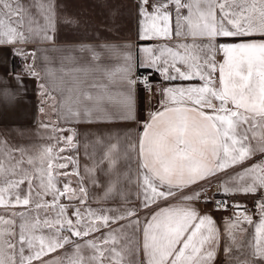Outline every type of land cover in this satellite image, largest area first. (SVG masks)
Returning <instances> with one entry per match:
<instances>
[{"label": "snow or ice", "instance_id": "obj_1", "mask_svg": "<svg viewBox=\"0 0 264 264\" xmlns=\"http://www.w3.org/2000/svg\"><path fill=\"white\" fill-rule=\"evenodd\" d=\"M130 4L0 0V264H264V0Z\"/></svg>", "mask_w": 264, "mask_h": 264}, {"label": "crops", "instance_id": "obj_2", "mask_svg": "<svg viewBox=\"0 0 264 264\" xmlns=\"http://www.w3.org/2000/svg\"><path fill=\"white\" fill-rule=\"evenodd\" d=\"M115 3L119 4H127L128 7H131L130 0H114ZM88 5V7H86ZM86 7L90 9L91 13L97 14L92 21L94 25L100 26L101 22L104 20V15L102 14L104 10H102L101 7L97 6V0H70V10L73 12H81L79 8ZM90 19V18H88ZM121 24V32L119 34L120 42H128L135 44L136 38H135V21L128 15L127 11L124 12L123 19L119 21ZM107 34V33H105ZM68 39H72L71 34L68 35ZM6 51V50H5ZM14 65H18V60L14 61ZM7 63L6 61L0 60V74H3L7 70ZM29 84V92H28V98L27 102L21 101L18 102L14 108H9L2 102H0V126L9 124L11 122H20L24 124L31 125V127L34 129L36 125L33 123V119H40L38 114L36 113V108L38 105V100L32 91L33 81L29 80L27 81ZM141 116L140 119L143 120L145 118V108L143 103L141 104ZM46 120L47 117H44ZM81 131H83V128H81ZM28 141H25L27 143ZM38 142V141H37ZM83 149H81L82 151ZM216 188L213 186L209 194L212 192H215ZM249 207H251V202H249ZM208 208H211V205H208ZM201 210H206L201 206ZM2 211V210H0ZM213 215L216 217L217 221H219L221 213H213Z\"/></svg>", "mask_w": 264, "mask_h": 264}, {"label": "rangeland", "instance_id": "obj_3", "mask_svg": "<svg viewBox=\"0 0 264 264\" xmlns=\"http://www.w3.org/2000/svg\"><path fill=\"white\" fill-rule=\"evenodd\" d=\"M86 7H88V5H86ZM86 7H82V8H79L81 10V12L84 13V15L87 17V18H90L91 20V17H92V21H94L95 19H93L97 14H94V13H91L90 7L86 8Z\"/></svg>", "mask_w": 264, "mask_h": 264}, {"label": "built area", "instance_id": "obj_4", "mask_svg": "<svg viewBox=\"0 0 264 264\" xmlns=\"http://www.w3.org/2000/svg\"><path fill=\"white\" fill-rule=\"evenodd\" d=\"M21 63V61L20 60H18V64H20ZM143 71V70H142ZM212 207V206H211Z\"/></svg>", "mask_w": 264, "mask_h": 264}]
</instances>
